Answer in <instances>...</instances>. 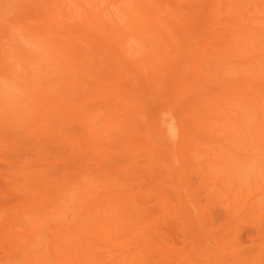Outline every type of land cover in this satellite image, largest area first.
I'll return each instance as SVG.
<instances>
[{
	"label": "bare ground",
	"instance_id": "obj_1",
	"mask_svg": "<svg viewBox=\"0 0 264 264\" xmlns=\"http://www.w3.org/2000/svg\"><path fill=\"white\" fill-rule=\"evenodd\" d=\"M23 1L22 3H24ZM48 2L46 5L50 3L51 7L44 4L46 9L50 7L49 10H45L44 6V10L49 14L42 10L45 12L43 14L46 15V19L40 16L37 23H35L36 18L33 20L35 24L30 22L32 24L31 35L29 33L30 39L27 37V42L31 40V46L35 45L36 47H30L19 41L25 47L29 46L28 49L34 48L35 56L39 58L37 61L42 59L43 62L36 63L41 67L38 65L33 68V59L30 62L27 60L29 63L25 64L27 69L31 62L33 65L31 64L32 67H29L26 75H37L36 86L35 88L32 86V90L35 91L31 90L33 93H29V96H26L24 91L22 92L27 99L22 105L25 107L23 111L25 118L20 119V122L14 119L15 122H10V124L15 123L22 130H26L27 126H33L35 131L51 132L53 138L51 141L53 142L57 140L56 138H58V143L66 141L65 143L69 145L70 149L69 159H72L70 162L72 166H69L71 169L69 175L71 176L69 179L66 173L62 176L60 173V177L52 178L42 169V163L37 165L32 162H28L24 169L15 173L18 180L11 186L16 193V201L12 205L0 206V233L5 231L12 233H10V239L7 235L0 237V249L13 246L11 241L14 240L16 248L21 249L24 258L27 257L30 261H35L34 264H42L44 261L50 264H102L105 261L108 264H123L127 257H124L123 254L116 255L115 251L129 245L130 240L132 242V239L137 240L146 248L153 247L150 240L142 239L141 229L137 222L132 221L130 213L133 209L137 210L136 206L141 201L150 199L149 197L154 194L160 195L154 173H152L154 163L159 160L157 145L154 142L156 135L165 138L164 140H167V143L171 145H174L177 138L179 141H183L189 135H177V129L181 130V127L171 122L163 126V119L159 122H151L150 119H147L145 124L147 126L144 128L136 125L137 118L130 110L134 107L140 112H147L149 104L140 94L134 96L136 88L132 89L130 83L133 82L135 85L141 86V82L147 78L158 90L157 70L159 68L172 69L176 67L180 57L194 54L197 51L199 61L205 52L201 47L200 36L205 37L206 34L199 31L201 25L197 24L198 20L195 18L190 19V13L197 7H201L204 12L210 14L212 28H222L225 34L221 37L223 40L227 37V41L224 40V42L221 40L222 38L218 39L219 42L215 43V51L223 56L225 64H229L224 60L230 56L233 57L232 63L242 59L241 72L246 70L243 72L242 80L229 81L226 90H231V95L225 90V98L227 100L235 98L242 107L249 105V101H254L257 94L264 93V84L255 79L264 77V9L259 7L264 4V1L260 3L254 0H115L113 5L111 0L104 2L103 0H51ZM19 3L18 6H23ZM27 3L29 4V1ZM183 5L187 8V13L183 12ZM12 6L14 5L12 4ZM228 7L231 10L225 14L224 11ZM19 13L21 12L19 11ZM27 14L29 15V13ZM13 16H16V13ZM31 18L33 19V16ZM4 20L7 18H2V23ZM8 20L11 19L8 18ZM2 23L0 24L4 26L7 22ZM13 23L11 24L13 25ZM20 23L17 24L20 25ZM7 24L9 28L6 29L12 30L10 23ZM3 26L0 28L5 30L6 26ZM15 28L14 33L18 31ZM23 29L21 31L25 30ZM10 33H6V35H12L13 32ZM15 34L21 36L23 33H20L19 30ZM3 35L0 41L5 43ZM147 36L151 40H147ZM7 38H11V36ZM130 40L137 44L133 49L127 45ZM3 46L6 48L5 45ZM194 46H198L200 49L196 50ZM18 47L21 48V45ZM37 48H39L38 51L35 50ZM19 50L18 48L17 51L19 52ZM136 52L140 56L139 63L136 62ZM100 53H103L102 57ZM25 54L23 56H27ZM13 55L16 56L15 53ZM18 55L15 59L21 57L23 60V57H18ZM46 57H49V62H45L44 58ZM28 59L30 58L28 57ZM101 63L104 66L102 71L108 70L111 75L120 73V78L116 74L117 82L111 83L105 88L102 87L105 82L97 70V66ZM16 65L19 64L16 63ZM25 65L23 66L26 67ZM135 65L138 66L137 70L142 72L143 76H132L134 73L132 69ZM42 66H44V73L40 78L39 76L42 75L41 73L38 75V72ZM11 67L14 72V64ZM17 67L21 68L22 66ZM51 67L55 74L49 72L52 69L48 68ZM15 71H18L16 67ZM15 73L17 74V72ZM49 73H52L53 76L51 74L50 77ZM17 75L19 78V74ZM90 75H92L91 79L95 78L92 83L87 82V77ZM29 76H26V80L24 77L21 78L27 82L30 80ZM2 77L0 80H7ZM10 77L14 79L12 83H15L17 87L22 86L20 83L23 81L19 79L20 83H18L15 76ZM8 79L11 78L8 76ZM114 79L110 78V80ZM6 85L8 86V84ZM139 88L137 87V89ZM6 90L8 92L9 87H6ZM1 91L3 92L4 89ZM1 91L0 95L3 99ZM15 93L19 96L18 92ZM15 93L14 96H16ZM71 94L77 99L70 100L69 95ZM20 95H22L21 92ZM17 98L16 96L15 99L17 100ZM262 99L264 101V95ZM10 105L13 108L15 106ZM1 108L0 110H2ZM22 110L19 109L17 112L18 119L23 114ZM237 114L240 116L241 111H238ZM229 116L230 113L227 115L226 112H223L222 123L228 121ZM117 154L122 157L124 162L115 163L112 161V156ZM248 154L246 153L245 156ZM36 156L42 162L38 150H36ZM215 161L224 164L219 159ZM141 169L144 172L142 176L139 174ZM137 173L138 177L135 176ZM135 179L139 181L137 183L143 184L144 189L139 191L141 195L133 187ZM119 181L124 186L119 187ZM125 187H130V189ZM54 189L57 191V196L51 193ZM4 191L6 190H0V196L4 194ZM141 196L143 198H140ZM49 204L52 205L49 207ZM18 225L22 227L23 231L16 230ZM44 226L49 229L46 234L50 235L47 258H44L43 255H34V247L39 238L41 239L43 232L38 228L42 229ZM137 258L135 254L133 259Z\"/></svg>",
	"mask_w": 264,
	"mask_h": 264
},
{
	"label": "rangeland",
	"instance_id": "obj_2",
	"mask_svg": "<svg viewBox=\"0 0 264 264\" xmlns=\"http://www.w3.org/2000/svg\"><path fill=\"white\" fill-rule=\"evenodd\" d=\"M13 1L0 0V16L2 17L3 15L2 18H7V20L8 18L11 19L8 21L4 20V22L10 23V29L12 30H9L11 33H14L13 30L16 27L15 30H20V33L23 34L26 33L28 28V34H21L20 36L19 34H15L18 33V31H15L12 35H6V33H10L6 29L7 27L9 28V25L6 23L4 24L6 27H4L0 24L1 28L2 26L5 28V30L0 28V38L5 34L3 35V39L6 40L5 43L4 41H0V47L3 45L6 46V48L4 46L0 48V67L8 68H0V78L3 76L2 78L5 80L7 78L6 81L9 82L0 80V84H8V86L1 84L3 88L0 85V91L3 89V92L6 91L4 94L1 91L4 100L0 95V108L3 106L1 108L2 110H0V117H4L2 118L3 120L0 118V123L2 122V126L0 124V127H3L2 129L0 128V190H6L0 196V206L12 205L16 201V193L11 185L18 180L15 173L18 170L24 169L28 162L37 165H41L42 163V169L50 174L52 178L60 177V173L61 176L66 173L67 178L70 179L71 175L69 174L71 169L69 166H72L70 164L72 159H69L71 156L70 149L69 145L65 143L66 141L61 142L59 140L60 142L58 143V138H56L57 140L53 142L51 141L53 140L51 132L35 131L33 126H27L26 130H22L15 123V125L13 123L10 124V122H15L14 119L20 122V119L25 118L23 112L25 107L22 105L27 101L26 96H29L35 91L32 90V86L34 88L36 86L37 75H26L27 70L33 64V68L38 65V67H41L40 64L36 65L37 62L41 63L42 61V59L37 61L39 58L35 56V52L33 51L36 46H31V40L27 42V39H30L31 35L30 28L32 24L38 22L37 20L40 19V16L46 19V15L44 16L45 10H49L51 7L49 3L51 0L49 2L48 0H43L44 3L42 0ZM28 1L29 4L27 3ZM254 1L262 3L264 0ZM47 2L50 7L46 9V6H49L48 4L46 5ZM114 2L115 0H111L112 5ZM18 3L23 4V6H18ZM27 4L31 5V7H28ZM26 5L28 10L26 9ZM11 6L13 7L12 10ZM183 7V12L186 11L185 13H187V8ZM259 7L264 9V4L259 5ZM8 10L9 12H7ZM42 10L45 12H42ZM230 10L231 8L228 7L225 11H222L227 14ZM14 12L17 18L13 16L15 15ZM46 13L49 14V12ZM20 15L23 21L20 20ZM31 16H33V19ZM1 17L0 23H2ZM15 18L19 21L16 22ZM192 18L198 20L197 24L201 25L200 29L202 31L200 29L199 31L206 34L205 37L200 36L202 39L201 47L204 48L206 53L204 52L199 61L197 59V51L194 54L180 57V60H177L176 67L172 69L159 68L157 70L159 77V83L157 84L158 90H156L152 82L147 80V78L141 82V86L135 85L133 82L130 83L132 89L136 88L134 96L136 97L140 94L141 97L143 96L146 99L147 104H149V110L147 112H140L139 109L137 110L134 107L130 110L133 116L137 118V123L135 121L136 125L138 124L139 127L144 128L147 119H150L151 122H159L163 119V126L169 122L176 124L181 127V130L177 129V135L183 134L185 136L189 134V137L186 136L187 138L183 141H179L177 138L174 145H171L167 143V140H164L165 138L156 135L154 142L157 145L156 149L159 160L154 163L152 173H154V179L159 188L160 195L154 194V196L149 197L150 199L141 201L136 206L137 210L133 209L130 213L132 221L137 222L138 227L141 229L140 234L142 239L150 240L153 247L146 248L141 242L132 239L133 242L130 240L129 245L124 246L120 250H116L115 253L116 255L123 254L124 257H127V260L123 264H264V101L262 99L264 93L257 94L254 97V101H249V105H245L244 107L240 106L238 100L235 98H229L228 100L225 98L224 92L229 81L242 80L243 72L246 71L241 72L242 59L236 63H232L233 57L230 56L224 60L229 64H225L223 62V56L215 51V43L219 42L218 39L222 38L221 35H224L225 32L222 28H212L213 24L210 21V14L208 12H204L201 7H197L190 13V19ZM34 19L36 20L35 23L33 21ZM12 22L18 28L16 25L13 27ZM17 23H20V25ZM21 29L25 32L21 31ZM16 35H19L21 39L24 38L25 40L22 41ZM10 36L11 38H7ZM146 39L151 40L148 36ZM9 40L11 43L13 42L12 45L9 43ZM221 40L223 42L224 40L227 41V37ZM19 41L34 48L28 49L27 47L29 46L25 47ZM134 42L132 40L127 42L130 49L137 46L135 44L136 42ZM19 45H21L23 51L18 47ZM17 47L20 49L19 52H25V55L32 53V51L33 53L29 56H23L24 54H20L17 51ZM39 48L41 49V47ZM39 48L35 50L38 51ZM194 48L196 50L200 49L198 46H194ZM2 49L6 54H4V51H1ZM14 53L15 55L18 53V57L22 56L23 60H21V57L19 59L16 58V60L15 57L17 55L14 57ZM100 54L102 57L103 53ZM2 57L5 58L3 59ZM7 57L9 59H7L8 61L6 60ZM135 57L136 62L139 63L140 56L138 52H136ZM46 58H44L45 62H49V57ZM32 59L33 64L31 62L30 65H32H29L27 69V65L25 64H29L27 60L30 62ZM2 61L6 62V65L9 64L10 67L5 64L3 66L4 62ZM15 62L22 67H24L23 65L26 67L18 68L17 66L19 65H16ZM22 63L24 64L21 65ZM12 64H14V72L13 67H11ZM138 66L135 65L132 69L134 72L132 74L133 77L143 76V73L137 70ZM15 67L18 71H15ZM97 67L98 72L103 78V82H105L104 86H102L103 88L108 87L111 83L117 82L116 74L120 78V73L118 72L111 75L108 70L102 71V68H104L103 63ZM42 68L38 72V75L44 73V68ZM48 69H52L49 72L55 74L53 67ZM11 72L13 74H10ZM15 72L19 74V78ZM21 72H25L23 75L29 76L30 80L25 82L26 76L21 75ZM52 73H49L50 77ZM7 75L11 79L12 77L10 76H15L18 83H20L19 79L25 82H22L25 86L20 83L23 88L17 87L15 83H12L14 79H8ZM91 76L87 77V82H94L95 78L91 79ZM21 77H24L25 80ZM39 77L42 78L43 75ZM110 78L115 79L110 80ZM255 79L259 83L264 84V77ZM30 81L32 82L29 83ZM6 87H9L8 92L11 91L10 93L7 92ZM137 87L140 88L137 89ZM23 91L26 96L22 93ZM226 91L231 95V90ZM13 92H18L19 96L17 93L15 95L20 98L16 100ZM20 92L23 96L20 95ZM144 92L146 93L142 95ZM69 98L70 100L77 99L73 94L69 95ZM7 100L10 102L8 101L7 103ZM10 104L15 105L14 108ZM12 109L17 111L15 112ZM19 109H23V114L18 119L19 114L17 112ZM238 111H241L240 116L237 114ZM223 112H226L227 115L230 113L229 120L224 123H222L221 117ZM18 131H20V134ZM36 150L40 152L42 162L36 156ZM246 153L249 154L245 156ZM111 159L115 163L123 161L119 154L113 155ZM216 159L221 160L224 164L215 161ZM139 174L141 176L144 174L142 169L139 171ZM135 176L138 177V173ZM137 182L139 181L135 179L133 187L141 195L139 191L143 190L144 187L142 186L143 184ZM122 185L124 186L119 181L118 186L121 187ZM125 188L130 189V187ZM9 191L11 192L9 193ZM51 193L56 195L57 191L54 189ZM140 198H143V196ZM51 203L53 204V201ZM52 204H49V207ZM60 226L63 227V225ZM132 226L135 228L134 225ZM46 228L47 226H44L42 229L38 228V230H43V232L41 233V239L39 238L34 247L35 256L43 255L44 258L49 256L48 246L50 235L46 234V231L49 230ZM16 230L23 231L19 225ZM10 233L12 232H1L0 237L7 235L10 239ZM11 242L13 246L11 245L0 249V264L36 263L35 261H30L27 257L24 258L21 249L16 248L15 241L12 240ZM135 254L136 258L138 257L137 259H133ZM42 264L50 263L44 261ZM102 264L108 263L105 261Z\"/></svg>",
	"mask_w": 264,
	"mask_h": 264
}]
</instances>
